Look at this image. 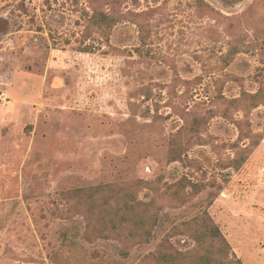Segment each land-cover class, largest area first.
I'll use <instances>...</instances> for the list:
<instances>
[{
	"label": "rangeland",
	"instance_id": "374dc122",
	"mask_svg": "<svg viewBox=\"0 0 264 264\" xmlns=\"http://www.w3.org/2000/svg\"><path fill=\"white\" fill-rule=\"evenodd\" d=\"M205 217L264 264V0H0V264H199Z\"/></svg>",
	"mask_w": 264,
	"mask_h": 264
},
{
	"label": "trees",
	"instance_id": "16d2710c",
	"mask_svg": "<svg viewBox=\"0 0 264 264\" xmlns=\"http://www.w3.org/2000/svg\"><path fill=\"white\" fill-rule=\"evenodd\" d=\"M263 90L258 91L256 94H249L245 93V97H250L252 100L257 101L260 97V94ZM126 207H129V204L133 207H137L138 203L134 201L133 197L130 196L128 200L125 202ZM136 203V205H135ZM134 210V208H131ZM148 210V208H146ZM130 210V209H129ZM126 208V212H128ZM146 210V211H147ZM122 213V221L125 222L124 215L125 213ZM154 223H156V218L154 220ZM142 226L145 225L144 222L140 223ZM200 230H197L193 235V239L198 244H206L213 246L214 244H218L220 246V249L213 253L211 251H208V255L202 256L200 259L201 261L199 264H242L240 260L233 261L230 260V254H231V248L226 240L225 236L221 232L220 228L213 222L212 219L205 217L204 220L201 222V226H199ZM157 261L159 263H165V264H171L173 263V258H170V256L164 255L157 258Z\"/></svg>",
	"mask_w": 264,
	"mask_h": 264
}]
</instances>
